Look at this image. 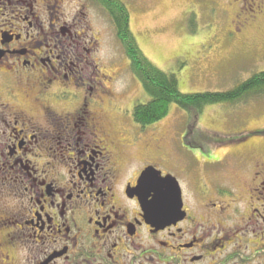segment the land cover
Returning a JSON list of instances; mask_svg holds the SVG:
<instances>
[{
  "label": "flooded vegetation",
  "instance_id": "1",
  "mask_svg": "<svg viewBox=\"0 0 264 264\" xmlns=\"http://www.w3.org/2000/svg\"><path fill=\"white\" fill-rule=\"evenodd\" d=\"M223 2L240 10L233 39L264 23V0ZM91 9L104 22L96 0H0V264H264L257 153L236 185L226 157L200 161L174 221H145L138 180L169 173L132 154L130 126L129 139L108 130Z\"/></svg>",
  "mask_w": 264,
  "mask_h": 264
},
{
  "label": "rangeland",
  "instance_id": "2",
  "mask_svg": "<svg viewBox=\"0 0 264 264\" xmlns=\"http://www.w3.org/2000/svg\"><path fill=\"white\" fill-rule=\"evenodd\" d=\"M120 1L129 10L130 30L139 49L156 69L175 75L182 94L228 92L264 71V53L248 54L251 48L262 51L264 23L250 21L233 39L230 31L240 10L236 12L238 8L227 2L219 1L217 7L224 11L218 12L214 0ZM100 17L96 10L89 12V33L98 39L94 59L99 61L104 76L105 103L113 99V111L104 107L105 123L117 137L129 139L128 126L142 137L132 145L138 161L155 163L162 157L160 168L173 175L181 187L192 182L200 161L214 156L226 157L229 165L224 175L235 185L239 176H248L250 161L239 163L245 154L257 153L264 163V95L207 105L195 132L191 131L195 134L189 129L193 118L176 105L170 106L162 120L145 128L137 126L132 109L136 104H145L149 97L130 71L110 18L105 13L102 22Z\"/></svg>",
  "mask_w": 264,
  "mask_h": 264
},
{
  "label": "trees",
  "instance_id": "3",
  "mask_svg": "<svg viewBox=\"0 0 264 264\" xmlns=\"http://www.w3.org/2000/svg\"><path fill=\"white\" fill-rule=\"evenodd\" d=\"M105 9L115 28L116 37L130 63V71L138 79L144 93L149 97L145 104L132 109L133 122L140 128L152 125L168 115L171 105H176L193 118L190 132L194 130L199 116L207 105L222 102L234 103L264 95V71L224 93L182 94L173 74L156 69L143 55L130 30V14L120 0H96ZM191 132L192 134H195ZM185 137V136H184Z\"/></svg>",
  "mask_w": 264,
  "mask_h": 264
},
{
  "label": "water",
  "instance_id": "4",
  "mask_svg": "<svg viewBox=\"0 0 264 264\" xmlns=\"http://www.w3.org/2000/svg\"><path fill=\"white\" fill-rule=\"evenodd\" d=\"M133 193L141 201L144 219L148 224L163 228L174 221L181 203V191L175 178L170 175L161 177L160 172L152 167L147 168Z\"/></svg>",
  "mask_w": 264,
  "mask_h": 264
}]
</instances>
